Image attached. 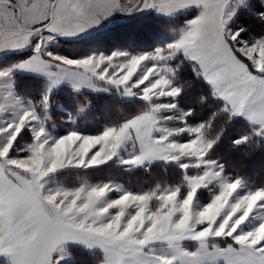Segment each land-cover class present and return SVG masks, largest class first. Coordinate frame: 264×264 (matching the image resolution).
<instances>
[{"label":"snow or ice","instance_id":"6c2138e0","mask_svg":"<svg viewBox=\"0 0 264 264\" xmlns=\"http://www.w3.org/2000/svg\"><path fill=\"white\" fill-rule=\"evenodd\" d=\"M0 264H264V0H0Z\"/></svg>","mask_w":264,"mask_h":264}]
</instances>
